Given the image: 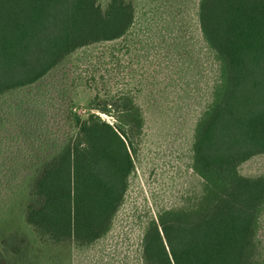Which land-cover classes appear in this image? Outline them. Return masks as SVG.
Here are the masks:
<instances>
[{
	"label": "trees",
	"instance_id": "16d2710c",
	"mask_svg": "<svg viewBox=\"0 0 264 264\" xmlns=\"http://www.w3.org/2000/svg\"><path fill=\"white\" fill-rule=\"evenodd\" d=\"M197 17L217 63L191 145L201 193L186 206L148 218L140 262L264 264L258 238L264 175L239 173L242 164L264 155V0H199ZM134 21L132 0H108L104 8L97 0H0V135L12 118L22 127L16 134L22 148L35 146L19 165L32 169L24 219L40 245L83 250L108 235L135 172L145 118L131 94H96L84 118L65 106L60 142L51 144L42 131L32 142L23 129L40 126L36 114L43 104L30 90L77 51L125 39ZM67 76L61 70V79ZM1 236L6 254L0 264L41 259L18 231Z\"/></svg>",
	"mask_w": 264,
	"mask_h": 264
},
{
	"label": "rangeland",
	"instance_id": "374dc122",
	"mask_svg": "<svg viewBox=\"0 0 264 264\" xmlns=\"http://www.w3.org/2000/svg\"><path fill=\"white\" fill-rule=\"evenodd\" d=\"M97 2L104 8L108 0ZM132 2L135 21L125 39L77 51L66 67L60 66L30 90L34 101L43 104L41 114H36L40 126L23 129L32 142L42 131L51 144L57 143L65 129L61 113L66 105L84 118L96 94L101 99L121 93L134 96L145 118L144 133L125 203L106 237L83 250L40 245L24 219L25 186L32 169L26 164L28 169L23 171L19 165L26 160L24 151L32 153L35 146L22 148L16 140L22 127L16 122L15 127L12 118L1 132L0 234L16 230L23 235L42 254L36 264H141L140 242L148 218L163 209L186 206L201 193V180L191 169V145L195 123L217 79V63L201 36L199 0ZM61 70L68 72L67 78L61 79ZM101 116L114 123L111 117ZM22 138L27 146L26 136ZM239 173L264 175V155L242 164ZM258 235L264 259V213ZM2 238L0 255H5Z\"/></svg>",
	"mask_w": 264,
	"mask_h": 264
}]
</instances>
